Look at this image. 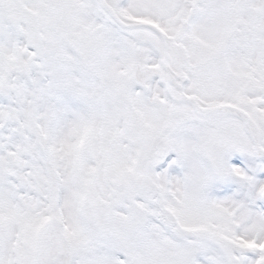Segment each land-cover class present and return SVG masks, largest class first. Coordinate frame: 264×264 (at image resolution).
<instances>
[{
	"label": "snow or ice",
	"instance_id": "6c2138e0",
	"mask_svg": "<svg viewBox=\"0 0 264 264\" xmlns=\"http://www.w3.org/2000/svg\"><path fill=\"white\" fill-rule=\"evenodd\" d=\"M0 264H264V0H0Z\"/></svg>",
	"mask_w": 264,
	"mask_h": 264
}]
</instances>
